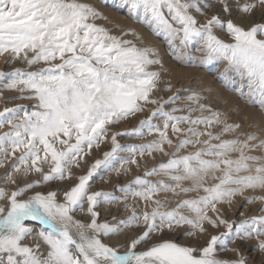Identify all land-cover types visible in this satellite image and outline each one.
<instances>
[{"label":"snow or ice","instance_id":"snow-or-ice-1","mask_svg":"<svg viewBox=\"0 0 264 264\" xmlns=\"http://www.w3.org/2000/svg\"><path fill=\"white\" fill-rule=\"evenodd\" d=\"M218 2L225 13L231 12L228 0ZM117 6L126 7L129 17L154 35L163 36L170 55L181 65L225 62L218 79L264 112V23L246 29L214 14L200 24L192 12L204 15L203 10L212 7L206 0H119ZM258 6L264 8V0L244 3L240 10L249 13ZM103 18L78 0H0V56L8 54L6 62L21 60L27 65V69L0 71V91H15L17 99L35 102L31 111L23 105L0 111V129H8L0 132V167L14 157L11 171L5 173L9 184L17 182L14 174L21 179L31 173L40 176L11 194L0 187V200L7 196L6 206H0V264H249L239 248L228 244L253 238L255 249L264 256V215L235 224L223 219L217 207L230 205L233 197L246 190L264 191V138L249 132L224 139L241 126L228 123L222 113L200 103L195 92L185 98L189 102L186 114L176 115L185 112L184 107L165 111L181 99V90L167 100L152 98L165 71L155 49L124 39L131 30L117 36L94 22ZM214 29L226 32L231 42L220 39ZM156 65L160 68L151 70ZM233 77L239 78V87H232ZM147 105L157 107L131 130L113 132L110 151L94 160L85 174H74L82 161L88 163L85 157L91 149L105 141L110 126L143 112ZM159 119L162 126L153 123ZM217 126L219 131L214 130ZM120 135L153 138L121 145ZM255 151L262 154L252 155ZM154 154L167 159L127 184L115 185L113 192L92 190V182L104 180L105 173L126 174L128 166L140 167L137 157L155 159ZM52 181L70 183L63 191V202L57 200L59 191H36L23 198ZM193 193L194 197L182 198ZM129 198L142 201L146 210L138 214ZM176 198L181 199L169 208ZM245 199L264 204V196ZM85 202L87 223L72 215ZM120 203L131 210L126 219L98 222L100 205ZM260 211L264 213V207ZM209 212L216 214L215 219ZM26 221L41 226L35 236ZM205 224L223 225L226 231L211 235L203 246L164 238L165 230L172 233L183 226L191 229L184 231L187 237L206 235ZM129 228L142 231L126 245L111 246L100 239ZM28 238L37 242L24 243ZM39 241L46 245L43 252ZM217 249L234 253V258H218ZM259 264H264V258Z\"/></svg>","mask_w":264,"mask_h":264},{"label":"rangeland","instance_id":"rangeland-1","mask_svg":"<svg viewBox=\"0 0 264 264\" xmlns=\"http://www.w3.org/2000/svg\"><path fill=\"white\" fill-rule=\"evenodd\" d=\"M80 3L89 4L95 8L98 12L102 14L103 19H97L94 22L108 29L111 34L120 36L122 32L131 30V34L124 36V39L132 41L138 47H151L156 51L157 56L162 61L163 68L165 69L162 72L161 80L158 83L157 89L154 91L152 98L157 100H167L169 96H172L177 90L179 92L180 100L176 102L175 105H167L165 111L169 110L171 107H184L185 112L176 113V115L186 114L187 105L189 102L185 99L187 96L191 95L193 92L198 93L201 97L200 103H203L210 107L213 111H217L223 114L224 117H227L228 123L239 124L241 127L237 132H233L223 137L224 139H231L237 136L239 133L247 134L249 132H254L259 135L261 138H264V112H262L257 106L249 105L244 99L234 91L226 88L221 80L218 79V73L223 70L225 67V62H214L207 66L200 67H185L179 62L174 60L170 55V49L166 39L163 36L154 35L151 30L142 23H139L137 20H133L129 17L126 7H118L119 0H78ZM207 3H210L212 7L204 9V15L196 13L194 10L192 14L196 16L200 24L206 22L208 18L212 15H218L222 19H232L235 23L248 28L253 24H262L264 23V8L257 7L249 13H244L240 10V6L244 3H253L254 0H228L229 6L231 8L230 13H225L223 11V6L218 2V0H206ZM214 34L217 35L220 39L224 40L226 43L231 42V38L227 35L226 32H221L219 29H214ZM178 44L179 41H176ZM192 55L199 56V53L195 51L192 52ZM8 54L0 56V71L10 72L14 68L27 69L25 62L21 60H10ZM42 65H36V68L41 67ZM160 66H153L151 70H157ZM35 70V69H32ZM232 75L231 73L229 74ZM234 83L233 88L239 87L240 81L238 77H233ZM170 89V90H167ZM186 90V91H185ZM246 90V89H245ZM19 96L18 92L15 91H0V111L5 107L11 108L16 105H23L27 107L30 111L32 110V105L35 103L32 100H22L17 99ZM156 105H147L145 110L141 113L136 114L135 116L129 117L126 120L121 121L119 124L110 126V130L107 138L102 142L99 148L91 149V155L86 156L87 164L83 161L81 162V167L79 169L74 168L73 172L76 176L85 174L87 167L96 159H102L103 153L110 151L111 149V135L113 132L124 133L132 128L136 127L140 120L145 119L150 115L151 111L154 110ZM208 113L205 112L204 115ZM193 115H199V113H193ZM153 123L161 125L163 120H154ZM7 127L0 129V132L7 131ZM215 131H219V126H217ZM171 136V132L169 131ZM153 137L145 135L141 138H130L128 136H117V142L121 145L127 144H140L145 143L151 140ZM244 138L243 135L240 137ZM174 143L176 137H172ZM167 151L171 149L166 148ZM252 155H261L260 151H255L251 153ZM16 155H19L17 153ZM127 153H121V156H125ZM155 159L148 157L147 155L140 159V167L137 168L135 165H130L129 171L126 174H116V173H105L104 180L97 178L92 182L93 191H107L113 192L115 185H124L131 181L135 176H142L146 168H151L155 164H158L162 161H165L167 157L161 154H154ZM13 158H9L3 167H0V187L4 188L8 194H11L12 191L16 190L17 187H22L25 183L31 182L33 180L40 179L39 174L31 173L23 179L20 178L19 174H14L16 177V183L9 184L6 183L5 173L11 171L10 165ZM119 166V165H117ZM48 168L45 166V171ZM149 179H157V177H150ZM109 181V182H105ZM70 186L68 181H52L48 184H41L40 187L30 190L23 197L27 199L29 196L34 195L36 191H41L47 193L48 191H59L60 195L58 196V202H63V191ZM116 195H122L119 192H115ZM195 194H189L188 196L182 197L183 199L194 197ZM248 196H264V191L260 190H246L242 196L233 197V202L229 204H218L219 214L221 217L229 222H234L239 224L242 220L249 219L252 216L264 215L261 213V207H264L259 200H254L252 203H248L245 197ZM181 198H176L172 203L169 204V208L174 207L175 203ZM128 203L130 205L138 207V214L145 211V207L142 201H134L132 198H129ZM7 196L4 200H0V206H6ZM150 210V209H147ZM99 212L98 222L103 223L105 221L113 222V217H116V220L126 219L130 214L131 210L126 209L123 203L115 205H100L97 209ZM183 214L191 215L187 210H182ZM215 219V215L212 212L208 213ZM73 219L81 220L85 223L90 222V218L87 215V203L85 202L84 208L77 210L72 214ZM29 227L34 229V233L39 230L41 227L35 221H26L25 222ZM207 234H198L195 238L187 237L183 235L184 231L188 229L187 226L176 229L172 233H168L165 230L164 238L175 240L177 243L189 244L190 246H203L207 239L211 235H219L221 232L226 231V228L223 225H220L217 228H212L210 225H204ZM142 229H125L118 235L111 237H100L103 243L109 244L111 246L117 245H126L130 242L131 238L138 235ZM35 236V235H34ZM264 239V237H261ZM33 238L25 239L24 243L29 245H34L32 242ZM257 244L256 238L247 241L237 240L235 243L230 242L228 244L229 248H239L241 255L248 257L249 264H259L260 260L264 258L262 254L255 249L254 245ZM146 247V245L142 246ZM218 258L220 259H232L234 258V253L232 252H220L217 249Z\"/></svg>","mask_w":264,"mask_h":264},{"label":"bare ground","instance_id":"bare-ground-1","mask_svg":"<svg viewBox=\"0 0 264 264\" xmlns=\"http://www.w3.org/2000/svg\"><path fill=\"white\" fill-rule=\"evenodd\" d=\"M37 223H38V222H37ZM38 224H39V223H38ZM34 235H35V233H34ZM32 242L36 243L37 241L33 239ZM39 243L41 244V252H43L44 249L46 248V245H44L42 241H39Z\"/></svg>","mask_w":264,"mask_h":264}]
</instances>
